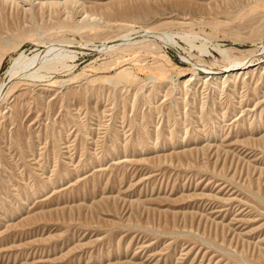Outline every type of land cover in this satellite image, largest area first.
Wrapping results in <instances>:
<instances>
[{"label": "rangeland", "instance_id": "1", "mask_svg": "<svg viewBox=\"0 0 264 264\" xmlns=\"http://www.w3.org/2000/svg\"><path fill=\"white\" fill-rule=\"evenodd\" d=\"M38 2L0 0V85L51 45L72 67L0 111V264H264V8L252 25L255 0ZM139 4L151 25H125ZM215 45L252 70L226 77L240 62Z\"/></svg>", "mask_w": 264, "mask_h": 264}, {"label": "bare ground", "instance_id": "2", "mask_svg": "<svg viewBox=\"0 0 264 264\" xmlns=\"http://www.w3.org/2000/svg\"><path fill=\"white\" fill-rule=\"evenodd\" d=\"M39 2V5L42 7V5L44 4H47L49 3V5H53V4H56L57 3H61V0H56V1H48V0H38ZM98 1V0H97ZM131 1V0H130ZM63 2V1H62ZM134 3V2H133ZM66 5V4H65ZM141 4H139L138 6H131V7H120V15L123 14L124 15V20H125V25H129L131 22L133 23V21H141V22H144V24L146 26H148L150 24V21H151V17H150V11L148 10V7H142L140 6ZM261 8H264V0H255V3L252 5L251 9H250V13L247 15L248 18L247 20L249 21V24H251L253 22V20L255 19V16L256 14L260 11ZM28 9V8H27ZM30 9V8H29ZM160 9V8H159ZM114 10V9H113ZM30 11V10H29ZM163 11V10H162ZM72 14V12L70 13ZM167 14V13H166ZM159 15V14H158ZM70 16V15H69ZM88 17V16H87ZM156 17V16H155ZM257 17V16H256ZM84 19V18H82ZM174 19V18H173ZM175 19H178V18H175ZM162 20V19H161ZM80 21V20H79ZM156 21H159L156 20ZM152 22V21H151ZM160 22V21H159ZM248 23V22H246ZM254 23V22H253ZM252 23V25H253ZM257 23V22H256ZM131 25V24H130ZM151 25V24H150ZM263 25V24H262ZM247 26V25H246ZM264 26V25H263ZM76 28H80L81 25L80 24H76L75 25ZM251 27V26H250ZM147 30V29H146ZM263 31H264V27H254L253 30L251 31V35L252 37H259L261 35H263ZM131 33V31H130ZM246 33V32H245ZM13 34V33H12ZM186 34V33H185ZM243 34V33H242ZM10 35V33H9ZM8 35V36H9ZM129 36V34H124L122 37V42H120V44H129V43H133L131 40L130 41H126V37ZM176 35V34H175ZM175 35L174 33L172 34H166V35H158L159 37H161L162 39H165L166 41H171V43L173 44H176L177 43V40L175 39ZM1 36V35H0ZM13 36V35H12ZM101 36V35H100ZM147 36V35H145ZM187 38L189 37L188 35H186ZM4 37V36H2ZM0 37V39L2 38ZM7 38V36H5ZM149 37V36H147ZM183 37V36H182ZM10 38V37H9ZM63 38V37H61ZM160 38V39H161ZM185 38V37H184ZM3 39V38H2ZM154 39V38H153ZM189 39V38H188ZM187 39V40H188ZM133 40V38H132ZM12 41V40H11ZM15 41V40H13ZM134 41V40H133ZM150 40H147V42H149ZM156 41V40H155ZM162 41V40H161ZM153 42V40H152ZM16 43V42H15ZM68 43V42H66ZM12 44H14V42H9V41H6V39L4 40H0V63L3 59V56L5 55V52L7 50V48L9 46H12ZM134 44V43H133ZM146 44V43H145ZM169 44V43H168ZM190 44L192 45V42H191V39H190ZM17 45V44H16ZM105 45V44H104ZM131 45V44H130ZM178 45V44H177ZM206 45V44H204ZM50 46V45H49ZM52 46V45H51ZM49 47L48 49H43L39 52H36L35 54L33 55H27L25 53H21L19 54V56H16L14 57L15 59V62L14 64H12L11 68L9 69V73H10V80L9 82H5L3 83L2 85H0V111H2L3 108H5L6 106H9L10 107V110L11 112H13V115H15L16 113V110L18 108V100L20 98V95L21 93L19 92V81L20 80H23L24 78H26V76H30V78H34V77H43L44 73L43 71L45 72H50L52 70L55 71L56 70H59L58 68L59 67H63V68H70L72 66H69L63 56H66L67 53L64 51V47L63 49L61 48V46L57 47V48H53V47ZM114 46V45H113ZM179 46V45H178ZM207 46V45H206ZM208 49V47H206ZM218 49H221L218 45H215ZM56 47V46H55ZM117 47V46H116ZM126 47V46H125ZM123 48V47H122ZM204 46H202V49L204 50L205 49ZM125 49V48H124ZM222 50V51H221ZM220 51L222 53H225L223 55H225V58L226 56L231 60V66L234 65L235 62H240V66L238 64L239 67H235V68H231V69H227L226 71H229L231 72V75L230 73L226 76V77H233L235 75V71L238 72H245V70L249 69L252 65L251 62L253 61H241L240 57H237L235 56L233 58V56L231 57L230 54L228 55V49H221ZM205 51H209V50H206ZM253 50H251L252 52ZM264 51V50H262ZM250 52V51H249ZM60 54H62L60 56ZM255 54V53H254ZM71 58V57H70ZM203 63V62H202ZM254 63V62H253ZM210 66V65H209ZM209 66H206L205 68H208L210 69H213V67H209ZM235 66V65H234ZM233 66V67H234ZM61 67V68H62ZM227 68V67H226ZM216 69V68H215ZM220 69V68H219ZM251 69V68H250ZM127 69H123L121 71H119L114 77H111L110 79H114V78H119L120 76H122L123 74L127 73L126 71ZM225 71V69H223ZM252 70V69H251ZM254 70V69H253ZM217 71V70H216ZM213 72H215L213 70ZM216 73H220V71L216 72ZM253 73V72H252ZM247 74V73H246ZM249 74V73H248ZM221 75V74H220ZM24 76V77H23ZM48 76V75H47ZM235 77V76H234ZM36 79V78H35ZM112 81V80H111ZM29 83V82H28ZM218 86V85H217ZM218 89V88H217ZM13 92V93H12ZM18 92V93H17ZM8 93H12L13 94V100L8 104L6 105L7 103H4L3 100L8 98L7 94ZM10 100V99H9ZM9 112V111H8ZM7 113V112H6ZM11 114V113H10ZM11 116V115H10ZM16 117V116H15ZM262 122V121H261ZM260 122V123H261ZM263 123V122H262ZM261 123V124H262ZM214 132V131H213ZM218 132V131H217ZM258 197V196H257ZM23 206V205H22ZM246 260V259H245ZM248 261V260H247ZM246 261V262H247ZM251 264V263H250Z\"/></svg>", "mask_w": 264, "mask_h": 264}]
</instances>
